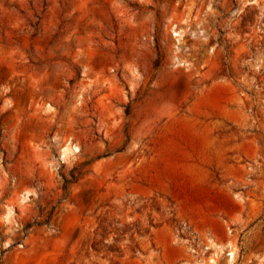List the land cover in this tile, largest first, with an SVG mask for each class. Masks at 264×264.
I'll return each mask as SVG.
<instances>
[{
  "label": "rangeland",
  "instance_id": "obj_1",
  "mask_svg": "<svg viewBox=\"0 0 264 264\" xmlns=\"http://www.w3.org/2000/svg\"><path fill=\"white\" fill-rule=\"evenodd\" d=\"M0 264H264V0H0Z\"/></svg>",
  "mask_w": 264,
  "mask_h": 264
},
{
  "label": "trees",
  "instance_id": "obj_2",
  "mask_svg": "<svg viewBox=\"0 0 264 264\" xmlns=\"http://www.w3.org/2000/svg\"><path fill=\"white\" fill-rule=\"evenodd\" d=\"M157 48L159 50V53H158L159 54V59L156 60L155 66L159 65L160 59L162 57L160 46L157 45ZM126 113H127V115H129L131 113V106L130 105L127 106ZM76 170H77V167L72 170V172L70 174V177L64 176V186H63L64 190H67L69 183L77 181L78 174L76 173ZM54 210H55V207L51 210V212L49 213V215L47 216V218L45 219L44 222H48L51 219V216L53 215ZM34 223L40 224L41 222L35 221ZM31 225H32V223H29L27 227H30Z\"/></svg>",
  "mask_w": 264,
  "mask_h": 264
},
{
  "label": "bare ground",
  "instance_id": "obj_3",
  "mask_svg": "<svg viewBox=\"0 0 264 264\" xmlns=\"http://www.w3.org/2000/svg\"><path fill=\"white\" fill-rule=\"evenodd\" d=\"M70 145L67 144L64 148H63V153L66 154L69 150H70ZM234 255V254H233Z\"/></svg>",
  "mask_w": 264,
  "mask_h": 264
}]
</instances>
